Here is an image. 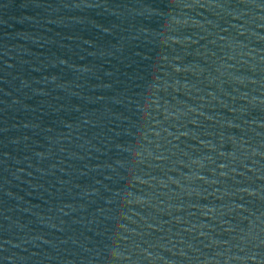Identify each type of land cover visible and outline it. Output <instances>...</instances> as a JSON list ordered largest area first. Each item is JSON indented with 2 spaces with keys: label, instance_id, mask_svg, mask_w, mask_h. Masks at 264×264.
I'll return each instance as SVG.
<instances>
[{
  "label": "water",
  "instance_id": "obj_1",
  "mask_svg": "<svg viewBox=\"0 0 264 264\" xmlns=\"http://www.w3.org/2000/svg\"><path fill=\"white\" fill-rule=\"evenodd\" d=\"M0 264H264V0H0Z\"/></svg>",
  "mask_w": 264,
  "mask_h": 264
}]
</instances>
